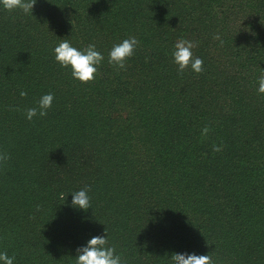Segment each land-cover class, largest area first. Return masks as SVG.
<instances>
[{"label":"trees","instance_id":"trees-1","mask_svg":"<svg viewBox=\"0 0 264 264\" xmlns=\"http://www.w3.org/2000/svg\"><path fill=\"white\" fill-rule=\"evenodd\" d=\"M132 37L139 45L117 70L109 52ZM182 38L202 74H178ZM63 39L104 56L95 82L56 62ZM262 72L264 0L0 5V252L14 264H76L106 231L126 264H172L174 253L264 264ZM48 93V114L29 121ZM86 186L84 211L71 193Z\"/></svg>","mask_w":264,"mask_h":264},{"label":"clouds","instance_id":"clouds-1","mask_svg":"<svg viewBox=\"0 0 264 264\" xmlns=\"http://www.w3.org/2000/svg\"><path fill=\"white\" fill-rule=\"evenodd\" d=\"M36 0H0V5L9 13L21 11L24 14H32ZM218 39V37H214ZM139 41L132 37L115 44L109 52L108 63L117 70H126L128 60L134 55ZM196 44L186 39H179L174 45L172 52L173 62L178 66V74H183L185 70L191 69L196 74L204 72L203 60L194 57L192 49ZM56 62L61 68H70L74 79L82 84H91L95 82L98 75L99 66L104 60V56L96 50L95 44H89L85 49L78 50L73 47L69 40L63 39L54 48ZM259 94H264V72L258 77ZM21 97H26L27 92L21 91ZM54 96L52 93L44 94L37 101L36 107L26 110V118L31 121L34 117H45L53 104ZM13 111L19 109L13 108ZM209 128L205 126L202 129L203 134H207ZM214 151H220L221 148L213 146ZM9 156L7 153L0 152V166L7 163ZM91 189L85 187L79 191L72 192V206L74 208L87 211L91 209L90 196ZM60 199L64 200L65 195L60 193ZM172 264H215L210 255H196L187 253H174L171 255ZM15 257H9L7 252H0V264H14ZM76 264H126V261L120 254L116 253L114 246H109L107 233L105 235L94 236L86 246L77 249Z\"/></svg>","mask_w":264,"mask_h":264}]
</instances>
